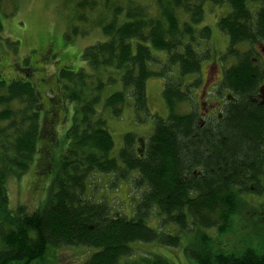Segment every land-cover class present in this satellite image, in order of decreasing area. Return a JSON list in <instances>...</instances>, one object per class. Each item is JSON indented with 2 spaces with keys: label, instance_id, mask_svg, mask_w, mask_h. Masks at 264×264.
<instances>
[{
  "label": "trees",
  "instance_id": "1",
  "mask_svg": "<svg viewBox=\"0 0 264 264\" xmlns=\"http://www.w3.org/2000/svg\"><path fill=\"white\" fill-rule=\"evenodd\" d=\"M14 1L0 0V9ZM216 1L232 6L218 21L230 44L225 53L214 51L213 59L222 58L218 93L226 103L221 118L203 125L197 109L179 108L194 100L182 80L189 73L199 76L209 55L195 46L199 38L212 35L211 26H196L205 16L204 0H155V12L151 4L137 0H76L79 19L102 13L95 24L108 36L83 50L85 66L62 67L55 86L44 89L43 79L32 80L34 72L42 71L33 54L23 64V77L8 81L0 71V264H56L57 249L80 245L96 248L82 264H168L161 255L135 251L145 244H132L178 246L190 233L194 241L187 250L197 264H264V245L241 251L217 247L235 231L238 217L254 216L248 212L250 198L264 195V56L258 49L264 44V0ZM105 10L112 13L110 19ZM240 42H247L248 49H239ZM158 50H166L168 58L154 70L150 62ZM228 56L236 58L230 66L223 63ZM49 57V51L42 53L43 60ZM173 65L176 72L166 77ZM152 76L162 77L169 114L156 116L149 133L139 131L145 140L141 150L138 132H127L114 156L115 141L98 104L105 98L115 116L131 100L138 112L147 110ZM116 83L120 89L104 97L106 88ZM61 100L74 102L75 110L53 190L43 206L32 209L24 203L14 209L9 177L27 172L37 152L42 153L41 173L54 166L51 149L59 141L58 116L66 112ZM101 172L113 173L115 182L132 178L142 190L141 198L132 200L134 216L88 195L89 180ZM157 215L162 224L176 223L179 230L163 233L149 225Z\"/></svg>",
  "mask_w": 264,
  "mask_h": 264
},
{
  "label": "rangeland",
  "instance_id": "2",
  "mask_svg": "<svg viewBox=\"0 0 264 264\" xmlns=\"http://www.w3.org/2000/svg\"><path fill=\"white\" fill-rule=\"evenodd\" d=\"M104 1L101 0V3ZM137 1L143 4H151L149 7L155 12L152 8V3L155 4V0ZM124 4L126 5V3ZM257 4L254 3V6ZM204 8L205 16L196 26L198 28L206 25L211 26L212 35L209 39L199 38L195 46L202 53L208 51L209 55L203 60L204 71L199 76L197 73H189L182 80L183 87L188 86L193 91L194 100H186L181 103L179 108L181 112H189L193 108L198 110L202 83L204 82L202 81L199 84L197 79L199 77L204 79L205 75L209 73L208 83L211 84L213 78L218 77V65H216V62H212L214 51L225 53L230 44L228 34L219 28L218 21L231 11V4L216 0H204ZM77 13L76 0H15L14 3H7V6L0 9L3 22V29L0 32V71L3 77L8 81H11L13 77H23L25 74L23 64L32 54L34 55L32 59H38L37 66L42 69L40 72H34L32 80L37 83L40 78L43 79L40 83L42 89L55 86L57 72L62 67L68 66L71 69L78 70L80 67L85 66V60L81 56L83 50L97 41L106 40L108 36L103 33L101 25L95 24V20L102 15L101 12L91 14V20H81L78 18ZM104 15L110 19L112 13L105 10ZM75 27L78 28L77 31L74 30ZM238 48L241 50L248 49L247 42H240ZM44 51H49L50 57L46 60L41 58ZM155 53L156 60L151 61L150 66L154 70H159L166 62L168 52L158 50ZM235 61L234 56H228L223 63L230 66ZM210 62L212 63L207 66ZM176 67L178 66L173 65L166 77L176 72ZM172 76L177 77L176 75ZM161 79L160 76H152L148 81L147 110L138 112L131 100L125 106L123 114L115 116L104 105L105 98L98 104V110L107 120L115 141L112 155H118L124 146L127 132L141 131L147 134L153 128L156 116H168L169 109L162 93ZM199 85L201 86L199 87ZM120 87L119 83L111 84L104 91V97L115 90H119ZM48 92L51 93V90ZM59 104L60 106L66 105V112H59L58 116L59 124L56 126V131L59 141L51 149L54 166L48 172L41 173L39 171V157L42 153L37 152L27 172L20 176L13 174L9 177L7 186L10 206L14 209L24 203H27L32 209L43 206L53 190L56 174L61 167V157L68 144L67 133L72 125V116L75 110V103L72 101L66 103L61 100ZM133 175H137V172L134 171ZM115 180L116 177L113 173H96L89 180L88 195L96 200L105 199L109 201L114 211L132 217L135 215L132 200L141 198L142 190L134 187L132 178L119 182H115ZM250 199H252L253 204H249L250 210L248 212L253 213L254 216L238 217L234 227L235 231L233 233L231 231L222 237L217 245L218 248H237L241 251L247 245L256 247L264 245V220H262V218L264 219V195H255ZM171 223L162 224L158 215L148 221L149 225L157 228L160 232L174 234L179 230V226L176 223ZM192 234H185L178 246L164 244L159 241H137L132 245L135 247L137 243L145 244V248H143V245H137L135 251L138 254L148 253L149 251L154 256L161 255L168 264H197V261L187 250V246L194 241V235ZM258 243L260 244L258 245ZM80 246L79 248L82 250L65 247L57 249L55 255L57 254L59 258L56 264H82L96 250L93 247Z\"/></svg>",
  "mask_w": 264,
  "mask_h": 264
},
{
  "label": "flooded vegetation",
  "instance_id": "3",
  "mask_svg": "<svg viewBox=\"0 0 264 264\" xmlns=\"http://www.w3.org/2000/svg\"><path fill=\"white\" fill-rule=\"evenodd\" d=\"M259 47V46H258ZM262 49L261 53L264 55V46H260ZM219 89H215L214 91H209L203 101L200 103V118L202 125L207 121H210L214 118L222 117V110L226 103V100L219 96ZM263 95L261 96L264 101V88L262 90Z\"/></svg>",
  "mask_w": 264,
  "mask_h": 264
},
{
  "label": "bare ground",
  "instance_id": "4",
  "mask_svg": "<svg viewBox=\"0 0 264 264\" xmlns=\"http://www.w3.org/2000/svg\"><path fill=\"white\" fill-rule=\"evenodd\" d=\"M89 1V0H88Z\"/></svg>",
  "mask_w": 264,
  "mask_h": 264
}]
</instances>
